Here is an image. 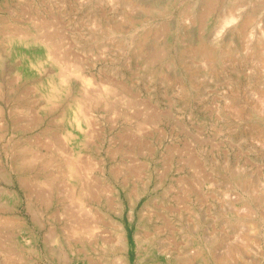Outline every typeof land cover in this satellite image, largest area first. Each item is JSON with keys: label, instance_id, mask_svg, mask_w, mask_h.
I'll list each match as a JSON object with an SVG mask.
<instances>
[{"label": "rangeland", "instance_id": "obj_1", "mask_svg": "<svg viewBox=\"0 0 264 264\" xmlns=\"http://www.w3.org/2000/svg\"><path fill=\"white\" fill-rule=\"evenodd\" d=\"M150 1L0 0V264H161L213 235L243 245L240 264L259 259L264 225L247 203L264 198V151L221 112L233 83L264 88V0H196L195 23L182 18L192 0H179L131 24V3ZM229 13L251 15L246 32ZM201 37L228 54L179 62ZM71 161L97 196V229L74 237Z\"/></svg>", "mask_w": 264, "mask_h": 264}, {"label": "bare ground", "instance_id": "obj_2", "mask_svg": "<svg viewBox=\"0 0 264 264\" xmlns=\"http://www.w3.org/2000/svg\"><path fill=\"white\" fill-rule=\"evenodd\" d=\"M178 2H179V0H167V1H165V0H153V1H150L149 7H146V6L145 7H142V6L140 7V6H138V4H132L131 3V7H130L131 14H129V21H130L131 24H135V23L138 22V20L140 19L139 17L141 16L139 14L138 10H142L145 13V15L147 16L148 13L151 12L153 7H157L156 9H158V10H159V8H161V9L165 8L167 10L168 9H174V8L178 7V4H179ZM195 4H196V0H192L191 4L186 8L185 13L183 14V17H182L184 20H187L189 22L195 23V21H196V19H195V9H194ZM129 13H130V11H129ZM228 17H231V18L229 20L225 19L224 22L225 23H230V22L236 23V26L233 27V28L238 30V33H240L241 31L242 32H246L248 24L250 26V22H251V18L250 17H251V15H249V13H236V14L235 13H229ZM225 25H227V24H225ZM234 33L235 32H233V34ZM28 35H29V33H24L23 35H20V37L21 38H28ZM242 36L244 37L245 35H242ZM245 47H248V46L246 45ZM263 47L264 46H262L261 48H263ZM163 49H164L163 51H166L165 48H163ZM248 50L249 49H247L246 51H248ZM186 52L192 53V54L195 53V55L199 54V55H201L203 57L204 63L207 62V61H208V63H210L213 60L224 59L225 58L224 56L227 55L229 51L227 52V49H222V47H220L219 41L212 42V44L210 45V44L207 43L205 38L201 37L199 45L197 47H195V48L186 47L184 50L180 51L179 57L181 59L178 57L179 62L180 61L183 62L184 56L185 55L187 56V54H188V53L186 54ZM250 55H251V53H250ZM254 56H256V55L254 54ZM259 57H257L256 59H258ZM251 58H253V55H252ZM169 60H170V62H168L169 66H173V64H178L177 63L178 60L176 62L174 60H171V59H169ZM260 60L263 61L264 60L263 57ZM256 61H259V60H256ZM185 63H187V62H185ZM179 65H182V64H179ZM182 68H183V66H182ZM76 70L77 69L71 71L70 74H68V76L70 77L73 74H75V76L78 75L84 81V86L85 87L89 86L93 81H95V79L93 77L86 75V73H84L83 71H76ZM243 71L244 70H242V72ZM189 75H190L189 79L192 80L194 78L193 73H190ZM243 76L245 77L246 80L247 79L251 80L255 75L251 76L250 74L246 73V71H244L243 72ZM235 79H236V77H235ZM254 80L256 81V79H254ZM112 82H113L114 85H120V83L122 81H120L119 79H115V80H112ZM253 83H255V82H253ZM256 83H258V82L256 81ZM262 83L264 85V76H262ZM233 84H234V86H232V87L230 86V88L228 89L227 93H225L229 101L228 102L226 101L227 104L226 105L224 104L225 106L223 108L221 107L223 109V111L221 113L223 115H228V117H230L229 115H233L234 119H238L240 123L244 122L248 129L244 126L243 132H245V133L243 134V136L250 137V140H251V143H252L251 146H252L253 149H255L257 151H264V90H263L264 88L263 89L262 88L261 89L260 88L259 89H255L256 87L253 88V89H251V88L249 89V87L248 88H241L242 86L240 87L238 82L233 83ZM185 85H187V84H185ZM257 85L260 86L259 83ZM86 97H89V95H87ZM86 109L88 110V108H86ZM168 112H170V111H168ZM224 112H225V114H224ZM88 113H89V111H88ZM218 116H219V114H218ZM219 118H220V116H219ZM231 120H232V118H231ZM236 122H237V120H236ZM230 125H233V124H229L228 126H230ZM230 129H229V131H230ZM240 137H242V136H240ZM38 152H37V154H38ZM35 154H36V152H35ZM68 166H69V172H70L71 176L76 177L78 179V181H79L77 183L76 187L75 186L71 187V192H72L71 196L78 200V202H77V214H76V216L74 218L75 224H73V227L71 229H69L71 236L74 237V236H76V234L82 232L83 230H86L88 232L89 229L93 230L96 227H98L97 225H95L96 224L95 223L96 215L94 214L95 206L91 204V202L97 200V196H96V192H95L94 186H90L91 184H90L89 179H85L82 176L83 171L80 168V166H78V164L75 161L74 162H72V161L69 162ZM238 168H239L240 174L244 173V171H242V169H240L241 167H238ZM243 169H244V167H243ZM96 179H99V178H96ZM255 181H258L259 184L262 183V182H260L258 180V178ZM26 182L27 181L25 180V183ZM94 182H92V183H94ZM243 182L246 185H250L251 192L253 193L252 196H253L254 200L257 201L259 199V197H260L257 194V190H258L257 187H256L257 184L254 185L255 183L254 184L247 183L244 178H243ZM26 184H28V183H26ZM259 184H258V187L260 188ZM261 191H262V189H261ZM53 194H54V192H53ZM82 194L83 195H87L88 198L87 199L83 198ZM260 200L261 201L263 200V201L261 202V204L259 206V210L254 209L253 206L250 203H247L248 209L246 208L248 210L247 211V213H248L247 215H249V216L253 215L255 217V223L258 225V227H262L264 225V198H262V199L260 198ZM234 208L235 209H233V211H238L237 207H234ZM238 215H240L239 211H238ZM131 216H132V214H131ZM24 226H26V225L24 224ZM121 229L123 231H125V227L124 226H122ZM63 232H64V230H63ZM65 232H66V230H65ZM92 233H94V232H92ZM80 241L81 240H78L77 242H80ZM207 241H209V242L206 244V246L204 248H200L199 247V248H196L193 251H189V252H187L185 254L183 252L174 253V254L170 252L171 253L170 256H172V259H170V257H167V260H165V263H161V264H191L192 261H197V264H240L241 260H243V258H244V256L241 255V248H242L243 245L235 247V246H231V245H227L226 244L224 246L223 243H221V241L219 242L215 238V235H213L212 238H209V240L207 239ZM122 242H123L124 247L128 248L127 239L122 237ZM237 243H239V242L237 241ZM68 248H69L70 251L74 250V247L72 246L71 242L69 243ZM257 249H259V251L256 250V251H258L257 254H259L260 256H259V259H257V261L255 260L254 262H255V264H264V240H263V242L260 241V243L258 244V248ZM8 261H9V259H8ZM242 263H244V261H242ZM156 264H159V263H156Z\"/></svg>", "mask_w": 264, "mask_h": 264}]
</instances>
